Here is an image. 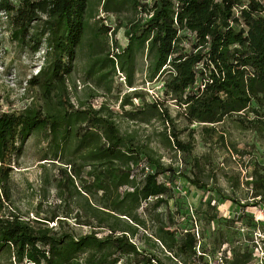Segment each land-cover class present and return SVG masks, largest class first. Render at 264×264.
I'll return each mask as SVG.
<instances>
[{
  "label": "rangeland",
  "instance_id": "374dc122",
  "mask_svg": "<svg viewBox=\"0 0 264 264\" xmlns=\"http://www.w3.org/2000/svg\"><path fill=\"white\" fill-rule=\"evenodd\" d=\"M36 2L0 0V112L48 120L30 131L21 156L12 161L13 207L30 220L72 211L80 224L70 218L66 227L77 235L92 230L82 224L85 218L98 219L154 241L177 264H230L234 253V264H264V203L241 208L214 189L252 204L245 181L253 164L264 166V134L239 130L225 119L217 125L225 130L224 141L216 135L203 142L202 123L187 125L181 109L164 95L161 78L148 82L138 74L140 97H134L112 69L113 52L126 44L124 27L114 37L99 28L114 27L113 16L98 9L71 44L64 27ZM155 100L175 119L181 140H191L194 130L193 155L210 161L213 172L205 188L186 179L196 169L174 149L151 104ZM0 262L10 263L7 257Z\"/></svg>",
  "mask_w": 264,
  "mask_h": 264
},
{
  "label": "trees",
  "instance_id": "16d2710c",
  "mask_svg": "<svg viewBox=\"0 0 264 264\" xmlns=\"http://www.w3.org/2000/svg\"><path fill=\"white\" fill-rule=\"evenodd\" d=\"M35 4L59 21L71 44L78 39L85 19L97 16L98 9L105 17L113 16L114 27L99 28L101 34L114 37L124 27L126 44L113 52L112 69L124 76L134 97H140L138 74L148 82L161 78L164 95L181 109L187 125L202 123L203 142H212L216 135L224 141L225 130L219 131L217 125L225 119L239 130L264 134V3L260 0L246 4L242 0H37ZM53 63L48 64L50 69ZM151 104L158 108L174 149L191 158L196 172L186 179L205 188L213 172L210 161L193 155L194 130L188 134L191 140H181L167 107L158 100ZM47 121L36 113L0 112V261L7 257L9 264H177L154 241L144 236L139 240L98 219L85 218L82 224L92 230L77 235L66 227L70 218L80 224L72 211L30 220L13 207L12 161L21 156L30 131ZM263 168L253 164L250 179L245 181L252 204L230 198L216 185L214 189L241 208L264 203ZM227 178L238 183L235 177ZM63 204L70 207L69 200ZM116 217L137 226L127 214ZM50 222L55 225L49 226ZM96 228L105 232L98 234ZM235 261L236 253L230 264Z\"/></svg>",
  "mask_w": 264,
  "mask_h": 264
},
{
  "label": "built area",
  "instance_id": "2783aa9c",
  "mask_svg": "<svg viewBox=\"0 0 264 264\" xmlns=\"http://www.w3.org/2000/svg\"><path fill=\"white\" fill-rule=\"evenodd\" d=\"M118 74L120 76V79L124 82V76L121 73H119V72H118Z\"/></svg>",
  "mask_w": 264,
  "mask_h": 264
}]
</instances>
